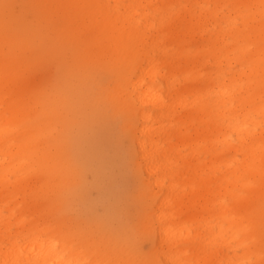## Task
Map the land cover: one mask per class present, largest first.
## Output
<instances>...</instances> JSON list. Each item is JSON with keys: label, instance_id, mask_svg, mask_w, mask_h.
Wrapping results in <instances>:
<instances>
[{"label": "rangeland", "instance_id": "obj_1", "mask_svg": "<svg viewBox=\"0 0 264 264\" xmlns=\"http://www.w3.org/2000/svg\"><path fill=\"white\" fill-rule=\"evenodd\" d=\"M238 1L175 0L168 4L163 0L158 5L157 13L160 15L155 13L156 19L162 16L181 19L185 7L189 14L195 18L200 17L204 24V30L180 32L179 37L170 32L165 33L158 42H161L159 46L163 47L161 53L165 61L160 59L155 62L159 75H162L163 79L171 80L167 103L175 106L179 101L185 104L196 101L197 104L203 105V110L200 114H195L198 118L191 122L176 121L174 118L159 123L153 121V126L165 125V132L160 133L158 137L166 149L164 154L168 155L172 163L166 160L168 158L158 160L154 157L150 163L157 172L150 176L143 165H138V152L125 126L130 115L127 117L116 108L112 100L114 97L108 95V88L116 81L123 80L116 68H105L106 61L102 58L96 59L95 62L78 63L76 57L79 51L66 47V42L60 38L58 41L55 27L39 18L38 6L34 2L11 0L9 13L13 16L18 13L21 15V22L16 28L18 31L26 30L27 33L29 28H34L37 32L34 38L41 46L28 53L30 57L36 58L37 65L25 74L26 89H21L20 92L16 87H9L8 91L5 86L0 89V117H9L13 114L12 111H19L18 133L4 135L0 139V151L8 157L12 154L10 158L13 157V164L17 161L23 162L24 160L17 157V146L28 139L29 129L41 122L43 116L53 120V126L40 140L44 136L50 139L55 134L56 117L43 115L39 111L41 104L34 106L31 99L32 90L47 93L46 104L55 103L63 113V123H66L61 133L64 139L58 143L56 137L54 141L49 140L47 146L52 152H60L62 149L69 151L68 155L64 153L65 160H71L76 169L72 185L76 184L72 187L66 186L62 190L60 202L64 208L60 212L53 207L51 196L47 200L40 198L36 203L35 198L27 194V191L18 193L9 189L8 197L0 201V215L7 217V208L10 209L16 204L20 212L13 216L19 217V221L25 223H39L43 219L62 216L68 232H78L84 236L79 244L72 246L82 247L85 255L82 259L77 257V262L83 264H100L98 261L101 259L104 264H166L164 258L158 254L157 246L151 243L156 235L154 232L159 228L179 230L180 223L189 228L191 236L198 233L200 240L206 242L217 234L215 228L218 225L223 229L220 241L225 244L218 245L220 241H211L209 246L203 249L200 247L202 250L198 256L189 252L187 257L183 258L186 264H264V258H259L260 253L264 256V196L256 198L251 191L243 188L249 182L258 188L260 183L258 179L247 174L240 175V170L235 169L240 167L248 156V146L238 141L231 128L224 129L234 114H239L240 118L233 120L232 129L241 124L244 113H247L248 123L264 120V116H261L263 112L257 111V108L264 104V98L252 101L254 95L256 97L258 92L264 90V83H254L255 79L264 77V62L260 64L257 72L251 73L252 63L256 62V52L264 49V0L242 6ZM201 13L206 15L205 19ZM233 19L237 20L231 27L235 28L236 25L237 28L245 30L239 35L236 29L229 32L228 22ZM218 31L221 33L218 34ZM219 35L221 40H216ZM234 43H237L235 48ZM181 44L183 49L179 48ZM239 48L244 49V52ZM1 56L0 54V58ZM107 63L109 64L108 61ZM241 72L243 75L239 74ZM163 79H157L159 88L164 86ZM246 83L254 85L244 92L243 86ZM224 86H231L235 90L236 99L239 100L238 104L241 103L236 113H229L230 106L224 105L219 96L218 88ZM202 94L203 99L200 97ZM247 95L251 97L247 99ZM173 109V116L181 110L180 107ZM201 117L204 118L202 122ZM131 120L136 122L135 117H131ZM261 127L264 128L263 125ZM226 131L233 136L231 141L237 150L229 149L223 142H219ZM11 137L12 140H9ZM210 147L219 155V163L212 161L210 154L205 150ZM253 151L259 150L256 148ZM175 153L179 155L174 156ZM234 156L241 161L236 167L218 169L219 166L229 164L228 161ZM178 157L183 162L178 161ZM248 164L255 166L252 161ZM46 170L51 169L43 165L33 166L31 162H27L13 172L16 175L22 174L24 180H28L25 175L33 174L34 177ZM68 172L65 171L63 175ZM155 179L160 182L157 188H154ZM43 183L39 180L34 185L40 188L44 186ZM200 184L208 185L212 189L220 188L221 192L226 188L228 192L222 198L216 194L213 201L203 206L201 198L197 200L199 197L191 193V189H196ZM232 184L235 186L231 187ZM170 189H173V192ZM229 192L242 197H254L252 204L246 211L235 207ZM174 194L179 195V201L170 198ZM164 195H168V201L162 207V223L157 226L154 216ZM192 202L196 204V208L192 210L195 215L194 220L188 222L180 213L185 205ZM44 205L47 206L41 209ZM201 206L205 210L201 211ZM222 207L227 210L226 213H223ZM232 214L235 218L240 215L252 218L255 231H252L253 227H249L244 233L239 232L240 223L229 222ZM145 221L155 227L153 233L142 229ZM204 223H207V230L202 226ZM87 227L91 228L93 234L92 228L101 234L96 243L85 238ZM53 228H49V234L56 229ZM9 231L11 241L19 239L12 238L19 232L14 224ZM251 232H256L262 237L261 244H258V238H255L253 243L249 240ZM0 237H5L2 227ZM231 237L235 239L229 242ZM26 238L20 245L29 246L30 241ZM0 245H4L1 239ZM181 248H189V245L183 243ZM100 249L108 250L106 258V254ZM3 250L5 248L1 251ZM195 257H198V260ZM22 260L19 262L23 263ZM12 261L10 258L2 264H11Z\"/></svg>", "mask_w": 264, "mask_h": 264}, {"label": "bare ground", "instance_id": "obj_2", "mask_svg": "<svg viewBox=\"0 0 264 264\" xmlns=\"http://www.w3.org/2000/svg\"><path fill=\"white\" fill-rule=\"evenodd\" d=\"M38 6V16L44 22L50 23L55 27V34L59 38L64 40L65 46L69 47L77 53L76 61L82 62H95L96 59H105V68H116L117 72L123 80L116 81L112 87L108 88V95L112 98L116 108H119L122 113L130 118L126 121V128L130 133L131 139H133L138 155V165H143L147 175H153L157 170L151 160L156 157L158 160L168 158V155L164 154L165 150L161 145V140L158 135L165 132V125L153 126L154 122H161L162 120L173 118L176 121H193L198 118L195 114H200L203 110V105L197 104L196 101L185 104L184 102H178L175 106L171 103H167L168 90L171 85L170 79H163L162 75H159V71H156L155 62L163 59L164 56L161 53L163 49L158 43L165 33L170 32L175 37L180 36V32L186 33L194 30H204L203 22L200 17H193L189 14L188 10L183 7L181 19L162 16L155 18V13L158 12L159 4L163 0H31ZM168 4H172L175 0H166ZM257 0H239V4L249 5V2H255ZM7 5V8H5ZM11 0H0V89L3 86L9 90V87H16L26 89L27 83L25 74H28L29 69L37 65L36 58H32L28 55L29 51L34 48H39L41 43L37 42L34 38L37 33L34 28H29V33L26 30L18 31L17 24L21 22L20 13L11 15L9 13ZM152 14V15H151ZM157 15H160L157 13ZM201 15L206 18L204 13ZM201 16V17H202ZM237 20V19H236ZM236 20L233 19L228 22L229 32L236 29V32L241 33L244 29L231 27L236 24ZM203 24V25H202ZM182 29L183 31H180ZM264 31V26L262 28ZM221 32L218 31V34ZM232 34V33H231ZM221 40L219 35L216 40ZM60 44V43H59ZM183 44L179 45L180 49ZM234 48L237 43H234ZM242 52L244 49L239 48ZM256 62L252 63L253 69L251 73L257 72L260 64L264 62V49L256 52ZM6 54V55H5ZM158 54V55H157ZM109 62V64L107 63ZM243 75V73H239ZM24 75V76H23ZM163 79L164 86L158 87L157 79ZM255 85L264 83V77L254 80ZM254 84L246 83L243 86L244 92L250 90V87ZM235 90L231 86H224L218 88V93L224 105H229V113H236L239 100L236 99L234 94ZM3 93V92H2ZM31 99L34 102V106H39V111L48 117H56L57 124L54 126L56 129L55 134L49 139L44 136L41 140V136L50 130L53 126V120L47 119L43 116L41 122H39L34 128L29 129V137L20 145L17 146V157L23 162L17 161L13 164V157L10 158L6 153L0 151V201L5 200L9 195V189L17 191L18 193L26 192L33 196L36 203L40 198L47 200L52 197V205L57 212L62 210L63 205L60 202L61 192L63 189L74 186L75 168L71 160L66 161L65 157L69 151L62 149L57 152H52L47 143L54 141L55 138L59 143L64 139V135L61 133L65 129L66 123H63L64 117L60 108L55 103H48L47 93H43L40 90L31 91ZM202 99L204 95L200 96ZM251 96L247 95V99ZM258 98H264V90L260 91L252 97V101L255 102ZM236 103L238 105H236ZM149 106L145 109L144 107ZM180 107V111L176 116L172 115L173 108ZM246 108V106H243ZM244 108H241L242 110ZM176 109V108H175ZM166 111V112H165ZM258 113H262L264 116V104L257 108ZM9 117H0V139L7 134L18 133L17 121L19 120V111H12ZM247 113L243 114L241 124L232 129V122L237 121L240 118L239 114H234L230 118L229 122L224 126L227 130L231 128V132L235 134L236 138L242 145H247L249 150L248 156L244 158V162L240 167L235 168L240 172V175H249L252 178H256L259 181V187L256 188L250 184V182L244 185V189L251 191L256 198L264 196V120L261 122L248 123ZM131 117H135L136 122L133 123ZM204 121L201 117L200 122ZM252 124L253 127L250 128ZM58 129V132H57ZM248 131V132H246ZM224 132L221 136L220 143L223 142L229 149H235L232 144V137ZM51 136V134L49 135ZM4 140V138H3ZM2 140V141H3ZM12 140V137L9 138ZM45 143V144H44ZM42 144V145H41ZM59 149V144L56 145ZM258 148V152L253 151ZM210 154L212 161L219 163V155H216L213 147L205 148ZM237 150V148L235 149ZM55 151V150H54ZM66 155H65V154ZM179 153H175L174 156H178ZM172 163L171 159H166ZM181 161V158H177ZM196 160V158H194ZM255 162L254 165H249L248 162ZM27 162H31L33 166L43 165L49 167L51 170H46L43 173H37L33 177V174L25 175L28 180H24L22 174H15L13 171L20 165H24ZM229 164L219 166V170L223 167H236L241 161L236 157H232ZM185 163V162H184ZM258 166V167H256ZM31 167V166H30ZM69 171L68 174L63 175L65 171ZM12 175H16L11 178ZM38 176V178H36ZM42 177L40 179V177ZM3 180V181H2ZM44 182L42 187L34 185L38 181ZM154 188L160 186L158 179L153 181ZM232 184L231 187H234ZM152 188V189H154ZM152 191V190H151ZM173 192V189H170ZM220 188L212 189L208 185L200 184L196 189H191V193L197 195L202 200V205L207 206L208 202L213 201L215 195H221V198L226 196L227 189ZM26 194V195H27ZM234 199L235 207H241L248 209V206L252 204L254 197H242L237 193L229 192L228 194ZM179 195L174 194L170 198L179 201ZM168 195H164L157 207V212L154 216L157 226H160L163 220L162 207L167 203L166 198ZM8 204L5 205L7 208ZM45 206H42L43 209ZM201 206L200 210L205 208ZM196 208V204L193 202L183 207V211L180 215L186 218V221L190 222L194 220L195 213L192 212ZM8 216L4 217L0 215V227L4 228V236L0 237L3 246L0 245V264L12 258L11 264H83L77 262V257L82 259L85 255L81 248H74L73 245L79 244L84 236H81L78 232H68L65 229L66 222L63 221L62 216H57L56 219H43L30 222L19 221V217L13 216L16 212H20L19 207L16 204L12 208H7ZM198 209V207H197ZM223 213L227 212L224 207ZM208 211L209 208H207ZM203 217V216H202ZM201 221H199L200 223ZM204 222V220H203ZM230 223H240L238 231L244 233L249 227H253L252 231H255V225L252 218H246L244 215L235 218L234 214L229 219ZM41 223V224H40ZM14 224L18 229L12 238L18 237L11 241L10 227ZM179 230L171 229H157L154 232V228L150 222H144L142 229L149 230L151 233H155L152 244L158 248V254H160L164 261L169 264H186L187 257L190 252L193 256H198L200 251L209 246L212 242H218L221 240V233L223 231L222 226L218 225L215 228L217 233L213 238L207 242L200 240L199 234L194 236L190 235L188 227L179 224ZM54 226L55 228H53ZM207 230V223L202 224ZM45 227V228H44ZM203 227V230H204ZM44 228V229H43ZM49 228L55 229L53 233L49 234ZM85 231V238L97 242V239L101 237L100 233L94 230V234L91 228L87 227ZM25 232V233H24ZM211 230L208 231L210 233ZM158 233V234H157ZM213 235V233H212ZM211 235V236H212ZM158 236V237H157ZM29 243L26 247L25 244H21L24 239ZM258 238V244H261L263 239L256 232H251L249 240L254 242V239ZM207 239V238H206ZM205 239V240H206ZM235 238H229V242ZM101 240V239H100ZM212 241V242H211ZM76 243V244H75ZM188 244L189 248H181L182 244ZM217 244V243H215ZM224 242H218V245H223ZM191 245V246H190ZM202 246V247H201ZM202 249H201V248ZM3 248L5 250L1 251ZM100 251L108 256V250ZM110 257V256H109ZM198 260V257H195ZM260 260L264 258L259 254ZM23 259V263L19 262ZM180 260V261H179ZM100 264H104L103 259L98 261Z\"/></svg>", "mask_w": 264, "mask_h": 264}, {"label": "snow or ice", "instance_id": "obj_3", "mask_svg": "<svg viewBox=\"0 0 264 264\" xmlns=\"http://www.w3.org/2000/svg\"><path fill=\"white\" fill-rule=\"evenodd\" d=\"M5 8H7V5H5Z\"/></svg>", "mask_w": 264, "mask_h": 264}]
</instances>
